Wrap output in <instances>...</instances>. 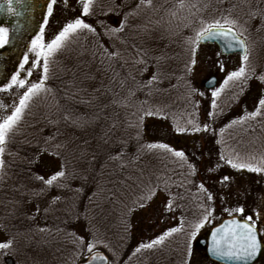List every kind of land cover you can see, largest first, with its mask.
<instances>
[{"label":"trees","instance_id":"obj_1","mask_svg":"<svg viewBox=\"0 0 264 264\" xmlns=\"http://www.w3.org/2000/svg\"><path fill=\"white\" fill-rule=\"evenodd\" d=\"M155 2L157 0H152L153 5L148 8L142 5L137 10V15L129 16L127 27L113 38L111 46L107 37L96 36L99 44L107 47L109 52L119 53L118 57L109 59L103 55L100 46L95 44L96 52L101 51L100 58L110 66L103 81L90 69L92 60L87 46L94 43L83 39V32L73 35L67 46L50 58L49 79L45 84L51 91L30 102L19 134L15 135L6 149V175L0 180V235L3 233L6 240L14 238L22 245L14 254L21 258L22 264H75L80 259L75 255L76 250L69 233L75 232L90 239L91 236L85 232L89 222L97 238L109 244L119 258L117 261L116 257L101 245L99 250L107 254L112 263L116 261L121 264H133V258L145 262L154 260L150 257L143 258L140 253L132 255V252L133 246L136 247L138 243V235L142 233L143 225L152 221V218L157 219V211L161 212L160 205L165 199V194L159 193L151 206L131 214L127 212L128 207L142 194L149 181L155 183L156 176L166 172L177 183L185 179L193 182L185 183L184 188H173V192L181 193L185 199L181 202L184 205L183 211L177 210L174 214L164 215L165 219L170 218L174 222L169 227L179 222L173 215L178 218L183 214L188 220H193L200 215L195 199L196 185L204 182L207 186V178L199 172L204 163L201 151L193 156L194 152L190 147L182 149L198 169L195 176H188L186 167L181 169L171 157H162L159 150L138 152V148L151 142L168 143L165 137L176 133V126H185L186 121L193 118L191 114L194 112L199 125L210 123L211 128L216 130L215 135L211 131L195 133L203 137L207 155L214 154L218 160L221 149L225 154L231 153L232 150L241 155L264 154V117L244 125L226 128L223 134L218 131L230 120L242 115L245 108L247 111H253L258 98L264 94V85L258 91L253 88L245 89L238 101L233 100V97L239 89L234 86L226 88L218 99L217 111L222 110L223 115L217 116L213 123L207 116L211 96L197 98L196 95L189 99L186 81L190 79L185 70L189 59L186 39L190 32L185 24L190 23L192 26L199 23L201 17L205 19L215 10L221 12V15L230 11L232 17L241 18L259 9L264 12V0H254L255 3L253 0H199L201 11L195 15H190L187 8L178 9L177 0H164L160 1V4ZM105 3L106 0H94L93 16L83 17L86 23L96 27L97 33L103 31L98 30L97 19L105 23L109 18L111 27H117L124 19V14L135 9L140 1L133 5V0H124L123 5L116 10L117 0L111 1L108 9H105ZM205 4L208 5L206 9ZM77 6L75 14L79 16L82 10L81 0ZM109 9L112 11L109 12ZM172 12L177 13L176 17H172ZM170 27L173 30H170ZM261 34L264 35V30ZM179 37L181 39H178ZM144 53L147 54L148 69L141 74L144 65L135 61ZM13 61L11 58L10 62ZM16 64L11 68H15ZM0 67V75L7 77L8 71L4 70L1 63ZM153 73H158L160 82L152 86L151 95H148L149 90L145 88L131 96L129 89L137 88ZM39 75L40 73L36 72V78ZM114 100L121 103H114ZM143 101H147L143 105L144 108H163V115L167 118L145 117L138 128L136 125ZM195 101H199L198 109L193 107ZM122 103L128 106L124 107ZM65 116L68 117L67 120ZM49 120L58 123L50 124ZM138 130L141 132L139 139ZM57 133L59 134L56 135ZM50 136H55V139L45 143V139ZM216 139H222L224 143L217 145ZM57 145L63 147L57 148ZM200 146L199 143L198 147ZM44 149L47 151H43ZM56 152H59V156L52 155ZM117 153H122L119 159H110ZM62 164L66 165L69 174L66 181L69 186L63 189L54 186L46 189L42 195H37L44 186L35 176L41 175L47 179L60 170ZM73 172L76 173L75 179L71 176ZM252 174L258 176V184L259 181L264 182V174ZM85 176L87 179L83 178ZM81 188L83 192L76 191ZM93 193L95 196H92ZM56 196H59L60 200L50 207L52 198ZM153 204L156 206L152 208ZM147 211L151 215L149 219H145ZM77 215L80 216L79 221L75 219ZM125 221L131 224L130 236L124 231ZM41 228H46L47 231H39ZM173 247L178 248L177 253ZM153 250L169 251L171 254H179L182 258L184 235H174ZM1 257L0 255V264H3Z\"/></svg>","mask_w":264,"mask_h":264},{"label":"snow or ice","instance_id":"obj_2","mask_svg":"<svg viewBox=\"0 0 264 264\" xmlns=\"http://www.w3.org/2000/svg\"><path fill=\"white\" fill-rule=\"evenodd\" d=\"M16 3H22V0H16ZM81 3V14L64 23L63 26L46 41L45 25L48 22V18L53 15L54 5L56 4V0H47L46 14L43 17L44 22L41 24L39 32L31 39L27 50L23 52L22 59L18 61L16 70L10 74V77H5L4 80H0V93L11 92L13 89H16L18 93V100H14L10 112L0 116V180L6 175V161L4 159L6 149L8 145L12 143L15 135L19 134L20 125L23 121L26 110L29 108L30 102L41 94H47L51 91L45 84L49 79L50 58L62 51L73 35H77L83 31L91 33L94 36L103 35L107 37L110 42L109 46H111L113 38L117 37V34L122 33L125 27H127L128 17L137 15V10L140 9L141 5L151 7L152 0H140V3L136 5L135 9L124 14V19L119 22L117 27H108L102 20L97 19L96 24L103 29L102 33H97L96 27L92 24L86 23L83 18L93 16L94 0H81ZM5 5L8 13L18 14L13 5V0H5ZM176 7L178 9L187 8L190 15H195L196 12L201 11L199 0H195V2H193V0H177ZM207 7L208 5L205 4L204 8L206 9ZM108 11L112 10L109 9ZM171 15L172 17H176L177 13L172 12ZM248 15L249 19H256L259 17L261 20V27H264V12L257 10L250 12ZM199 23L200 27L194 30V36L186 39V43L188 44L186 51L189 54V59L185 64V70L187 73H192L198 64L197 55L201 44H207L209 42L219 43L225 53H231L234 51L240 53L239 67L235 70L227 71L223 80L219 82L218 87L215 86L217 81L214 75H210L206 80V85L211 90V101L207 116L214 123L217 116L223 115L222 110L219 112L217 111L219 108L218 99L226 88L234 86L239 89L233 97V100L238 101L240 96L244 94L245 87L249 80L252 78H256L264 84V74L257 76L256 69L251 66V47L249 45V37L246 35V33H248V28L245 24H241L238 18L232 17L230 11L227 14H222L220 17L210 21L201 17ZM185 27H190V23L185 24ZM10 42L11 35L9 27L0 25V49H4L10 44ZM100 48L103 50V55L107 56L109 59L119 56V53L116 51L109 52L108 48L103 44H100ZM139 51L142 52L143 50ZM146 56L147 54L144 53V55L140 56L135 61L138 64L144 65L141 69V74L148 69ZM215 56L217 57L216 66L221 72H225V65L223 61L219 59L221 52H216ZM34 72L40 73L36 80L31 79ZM132 79L134 80L135 78L132 77ZM158 82H160L158 73H153L146 82L139 84L135 89H129V93L131 96H135L136 91L147 88L149 90L148 95H151L152 86ZM186 83L188 84L187 96L189 99L196 95H199L200 97L205 96V92L198 91L191 85L190 81H186ZM113 102L121 103L115 100ZM146 103L147 101L141 102V114L138 117V123L136 125L138 128L139 125L143 123L145 117L159 116L160 118H167L163 115V108H144L143 105ZM122 106L127 107L128 105L122 103ZM4 107L3 104H0V108ZM193 107L198 109L199 101H195ZM191 116L193 118L188 119L185 126H176L174 131L178 134L207 133L209 131L213 132L214 135L216 134V130L211 128L210 123H204L201 126L196 122L195 112L192 113ZM262 117H264V94L258 98V102L253 111H247L245 108L242 115L233 118L224 127L219 128V134H223L226 128L235 125H244L249 121L257 120V118ZM65 119L67 120L68 117L65 116ZM48 123L55 124L58 122L49 120ZM73 123H75V121H73ZM58 134L59 133L56 135ZM140 136L141 132L138 130L137 139H139ZM54 139L55 136L47 137L45 143ZM215 142L217 145L224 143L222 139H216ZM60 147L63 146L57 145V148ZM144 150L150 152L159 150L162 157L165 155L171 157L173 162L177 163L181 169H184L185 167L187 168L188 176H195L198 172L196 165L190 161L185 150H177L171 147L168 143L151 142L140 145L138 152H143ZM43 151H47V149H44ZM9 155H11V153H9ZM52 155L59 156V152L52 153ZM192 155L194 156L195 154L193 153ZM121 156L122 153H117L116 156H112L110 159H119ZM138 158L139 157L137 156L136 159ZM123 166L124 165H121V167ZM224 166L230 167L238 172L246 170L250 173L264 174V154H260L259 156L255 154L241 155L235 150H232L229 154H225V151L221 149L215 165L208 167L206 171L211 175ZM68 175L66 165L64 164L61 165L60 170L55 171V173L47 179L44 176L36 175L35 179L40 181L44 186L36 194L42 195L46 189L54 186L61 189L67 188L69 186L66 182ZM71 176L75 179L76 173L73 172ZM83 178L87 179L86 176ZM62 180L65 182H61ZM231 181L232 177L230 175L221 176L218 180V183L221 186L220 190L223 192L225 189H228ZM185 183L192 184L193 182L189 179H185V181L177 183L171 176H168L166 172H161L156 176V182L152 183L149 181L146 188L142 190V194L133 201L131 207H128V214L151 206V203L157 198L159 193L165 194V199L161 205V215L166 216L169 213L174 214L177 210L183 211L184 205L181 202L185 199V196L179 192H173V188H184ZM196 189L197 194L195 199L197 201V208L200 215L193 220H188L183 214L178 218L173 215L174 219H178V224L168 227L148 241H139L133 249L132 255L141 253L145 250H153L158 246H162L174 235L183 234L184 251L181 258V264H191L194 254V242L198 243V234L206 226L213 225L214 221L218 219L215 215L217 212L215 204L216 201L219 200L221 201L219 210L227 216V219H224L222 222L211 227L210 240L206 245L207 253L217 258V260L225 261L226 264H259L260 261H264V201L260 204L254 203L249 207L246 201L243 203L240 202L239 197L242 194L237 193L236 203L232 206H224L227 205L231 199L230 192L227 195H219L218 193L210 191L209 187H207L204 182L197 184ZM76 191L83 192V189H76ZM92 196H95V193H93ZM92 196L89 197L90 202ZM59 200V196L53 197L50 202V207ZM39 210V207H37V212H39ZM45 211H47V209H45ZM84 218L87 221L88 218L86 214ZM75 219L79 221L80 216L77 215ZM89 224H86L85 232L91 236L90 239H86L85 236L79 235L75 232L69 233V235L72 236L71 243L76 250V257L83 261L84 264H112V261L99 250L102 245L111 252L113 257H116L118 261L119 258L116 256L115 251L109 244L105 243L102 239L97 238L96 233L92 230ZM39 231L44 232L47 231V229L41 228ZM124 231L129 236L131 235L130 222L125 221ZM14 243V238L0 241V250H7L12 247Z\"/></svg>","mask_w":264,"mask_h":264},{"label":"rangeland","instance_id":"obj_3","mask_svg":"<svg viewBox=\"0 0 264 264\" xmlns=\"http://www.w3.org/2000/svg\"><path fill=\"white\" fill-rule=\"evenodd\" d=\"M45 1V14H46V6H47V0ZM80 0H56V4L54 5V13L52 16L48 18V22L45 25V40L51 38L52 35H54L62 26L64 23L68 22L69 20L75 18L77 15L75 14L76 10L78 9L77 4H79ZM114 0H106V8L108 9V4ZM140 0H133V5L138 3ZM160 1L164 0H157V4H160ZM238 2H250L251 0H234ZM124 0H117V4H115V10L119 9L121 5H123ZM254 2V0H253ZM255 3V2H254ZM153 4H151L152 7ZM142 6V5H141ZM145 8H148L145 6ZM106 11V10H103ZM260 11V9H259ZM110 12V11H109ZM44 14V15H45ZM220 14V15H219ZM43 16H40V24L38 27L37 32L30 37L28 46L30 45L31 39L39 32L41 24H43ZM119 16V14H117ZM221 16V12L218 10H215L214 13L208 14L205 17V20H212L215 18H218ZM238 18L241 24H245V26L248 28L249 35V45L251 47V59L250 63L251 66L256 69V74L259 76L260 74H264V35L261 34L263 32L264 27H261V20L259 17L256 19H249V16H245L244 18L241 17H234ZM108 21L105 22V25L108 27H111L112 22L109 18H107ZM200 27V23H194L192 26L188 28L190 32L188 37L194 36V30L198 29ZM103 30L101 27L98 26V30ZM259 29V30H258ZM170 30H173L170 27ZM183 30V29H182ZM83 39H88L91 41V46H87L89 48V57L92 60L91 71L95 74L97 78L103 81V77L105 78V72L109 70L110 66L108 62H106L104 59L100 58L102 57L101 51L99 50L96 52V49H94L95 44L100 46L98 39L96 36L92 35L91 33H88L86 31H83L81 34ZM81 39V38H80ZM178 39H181L179 37ZM177 39V40H178ZM80 43L81 41L78 40ZM83 47V46H82ZM28 47H25L21 50V54L17 55V53H13L10 58L0 60V63L3 65L4 70L7 72V77H10V74L13 73L16 70V67L18 65V61L22 59L23 52L27 50ZM93 48V49H91ZM216 52H220L218 48L214 44H203L200 45V49L197 55V61L198 64L195 67L194 71L189 74V79L193 85L198 91L205 92L206 97L210 95V89H205L203 86L204 82L210 75H214L216 77L217 84L215 86H219V82L223 80L224 76L226 75L227 71L235 70L240 65V59L239 54L235 53L232 55H223L219 57L221 61H223L225 65V72H221L219 68L216 66V60L217 57L215 56ZM14 59L13 62H10V59ZM17 63V64H16ZM16 64L15 68H11L12 65ZM10 67V68H9ZM7 68H9L7 70ZM258 69V70H257ZM2 75H0L1 77ZM4 78L2 80L5 79ZM32 80H36V72L33 73V76L31 77ZM263 85L259 80L256 78H252L249 80L247 87L245 89L249 90L250 88H253L255 91H258V89H262ZM254 94V93H252ZM256 94V92H255ZM258 94V93H257ZM200 96L197 95V98ZM14 100H18V93L16 89H13L11 92L7 93H0V104H3L5 107L0 108V116L4 114H8L11 109V105L13 104ZM167 142L175 149H185V147H190L192 151L195 153L200 152L203 154V167H200L199 172L206 176V184L209 186L210 191H213L214 193H218L219 195H227L229 192L231 193V199L229 200L227 205L224 206H232L237 201V193H241L242 195L239 197V200L241 203L247 202V205L251 207L254 203L260 204L262 201H264V187H262V184L264 182H260L258 184V176L253 175L250 172L247 171H236L231 169L230 167H222L214 174H208L207 168L210 166H214L216 163L215 155L212 154L211 156L207 155L205 152L206 144L203 140V137L199 134H193V133H173L172 135L169 134L167 137H165ZM200 143V148L198 147V144ZM204 151L205 153H203ZM207 151V150H206ZM210 152V151H207ZM202 156V155H201ZM223 175H230L232 177V181L230 182L229 188L225 189L223 192L220 190L221 186L218 183V180ZM221 201L217 200L215 206L217 207L216 216L218 219L214 221V224H216L220 219L223 217H226L225 214H223L219 208H220ZM156 204L152 205V208L155 207ZM161 206V205H160ZM157 211V210H155ZM159 214L157 215V219L152 220L150 222H147L143 225L142 233L138 235V242L139 241H148L161 233L163 230L167 229L170 225H173L174 222L172 219L164 218V215H161L160 211H157ZM151 217L150 212L147 211V215L145 219H149ZM213 224V225H214ZM213 225H208L204 229L201 230V232L198 234L197 238H200L201 236L205 235L206 231ZM3 233L0 235V241H5V237H3ZM16 241V240H15ZM18 241V240H17ZM15 242L12 247H10L7 250H0L1 261L3 264H8L5 260H11L10 264H22L23 261L19 256H15V252H17L18 248L22 247V245L19 242ZM68 248L69 246L66 245ZM135 246H133V249ZM175 250V253L178 252L177 247H173ZM182 251V248L180 249ZM172 253V252H171ZM169 251L164 252H155L154 250H145L140 253L141 257L146 258L150 257L151 260L149 262H145V260H136L133 258V264H181V256L179 254H171ZM9 254H12L14 257L12 258ZM147 259V258H146ZM10 262V261H9ZM112 264H121L119 262H113ZM191 264H216L214 262L209 261L206 259L203 254L202 250L196 247V244L194 242V254L192 257ZM259 264H264V261H260Z\"/></svg>","mask_w":264,"mask_h":264},{"label":"flooded vegetation","instance_id":"obj_4","mask_svg":"<svg viewBox=\"0 0 264 264\" xmlns=\"http://www.w3.org/2000/svg\"><path fill=\"white\" fill-rule=\"evenodd\" d=\"M13 5L18 14L8 13L5 0H0V25L9 27L11 35L10 44L4 49H0V60L10 57L18 51L20 54L22 49L28 47L30 37L38 30L41 22L40 16L45 14L44 0H22L20 4L13 0ZM2 78L3 76L0 77V80Z\"/></svg>","mask_w":264,"mask_h":264},{"label":"water","instance_id":"obj_5","mask_svg":"<svg viewBox=\"0 0 264 264\" xmlns=\"http://www.w3.org/2000/svg\"><path fill=\"white\" fill-rule=\"evenodd\" d=\"M209 43H212V42H209ZM215 44L218 46L220 52L223 53V54H228V55H229V54H233V53H239L238 51H234V52H231V53H225V52L223 51V49H222V47H221V45H220L219 43H215ZM239 54H240V53H239ZM204 86L207 87V85H206V81L204 82ZM207 88H208V87H207ZM224 219H227V217L224 218ZM224 219H223V220H224ZM220 222H222V220H221ZM220 222H219V223H220ZM210 230H211V229H210ZM210 230L207 232L206 237H202V238H199V239H198V246L204 250V255H205L206 257H208L210 260L215 261V262H217V263H219V264H226L225 261L217 260V258L211 256V255H210L209 253H207V251H206V245H207V242L210 240ZM78 264H84V262H81V263H78Z\"/></svg>","mask_w":264,"mask_h":264}]
</instances>
